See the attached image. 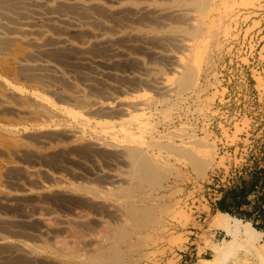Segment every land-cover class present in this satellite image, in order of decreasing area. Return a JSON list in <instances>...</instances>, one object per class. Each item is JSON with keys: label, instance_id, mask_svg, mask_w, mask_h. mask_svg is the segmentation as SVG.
Returning a JSON list of instances; mask_svg holds the SVG:
<instances>
[{"label": "bare ground", "instance_id": "bare-ground-1", "mask_svg": "<svg viewBox=\"0 0 264 264\" xmlns=\"http://www.w3.org/2000/svg\"><path fill=\"white\" fill-rule=\"evenodd\" d=\"M212 1L0 0V264H133L145 246L142 232L155 231L158 214L173 206L157 205L146 186L163 189L175 162L197 174L211 167L213 145L196 130L161 134L157 119H169L176 105L161 108L157 97L196 91ZM130 46L165 61V72L131 55ZM99 49L104 58L94 55ZM69 56L91 69L84 86L56 61ZM131 60L142 72L126 85L110 83L121 76L116 65ZM98 85L108 94L100 101L92 96ZM116 87L131 96L119 101ZM52 117L66 128L50 129ZM31 128L36 138L19 137ZM55 153L103 156L108 169L75 170L67 180L48 169Z\"/></svg>", "mask_w": 264, "mask_h": 264}, {"label": "rangeland", "instance_id": "rangeland-1", "mask_svg": "<svg viewBox=\"0 0 264 264\" xmlns=\"http://www.w3.org/2000/svg\"><path fill=\"white\" fill-rule=\"evenodd\" d=\"M209 24L211 31L209 30ZM262 29L264 30V0H213L208 7L207 19L202 29V34L206 31L203 35L206 38L208 37V39L211 37V39L206 44V39L203 36L202 38L205 41H202V38L200 41L204 42L203 44L201 43L202 60L200 58L201 61L199 62L202 71L197 80L198 85L196 91L194 93L183 94L184 96L179 98L157 97V100L162 102L160 104L161 108L168 103L170 105H176L171 110L169 119H163L161 117L157 119L160 123L158 130L161 134L168 133L170 130L183 128L184 126L191 127L192 130H196L195 133L199 138L206 139L207 144L210 143V146L213 145L212 161L211 167L203 170L200 174H197L193 169L181 163L179 164V162H175V170L173 171L175 175H170L163 182V189L153 191L146 186L147 193H152L155 197H158L157 201H155L157 205L162 207L167 206V208L173 206L167 213L158 214L161 222L158 223L160 226H157L159 230L157 228L155 231L149 230V232H142L140 239L145 241V246L142 247L138 254H132L130 259H132L131 262L133 264H195L199 260L201 246H204L202 250L203 256L201 257L207 259L210 264H243L250 261L263 264L264 256L261 255L262 251L260 247L264 246V238L262 244L258 246V249L247 245L244 241H238L235 244L237 247L234 249L235 252L232 255L223 261L216 262L218 251L226 248V243L230 240V237L222 228L212 226L211 223L213 216L220 212L218 209L227 191L237 185V182L245 174L250 175L254 173L253 171L242 175H234L232 173L227 174L223 169L218 171L217 168L223 165L224 160L223 158L219 159L218 147L221 144L219 146L218 144L225 142L224 144L228 148L233 145L235 146L239 141L240 135L244 132V127L250 125L251 135L260 145L263 143L262 146H264V48L261 51L259 59L257 53H259L262 44L255 51V61L254 59L246 60V62L243 61L244 66L241 63L246 76L244 86L237 85V59H233L230 62L231 55L246 56V53L240 49L243 41L246 42L245 49L248 48L247 53H249V42L252 39L256 41L257 46ZM207 32L209 35H207ZM228 44L229 47L227 48ZM147 46L152 48L157 45L149 43ZM232 46V50L229 51L228 49ZM251 48L254 50V47ZM138 49L130 46L129 53L131 55L136 54V56H141L142 58H138L144 60L147 66L150 64L149 67H159L165 72L167 69L165 61L159 60L150 51H140ZM203 50L205 53H203ZM237 50H239V53ZM94 53V55L104 58V51L99 49ZM223 59L226 60V65L222 63ZM56 61L64 71L70 73L73 81L76 80V83L82 86L86 84L83 80H85V77H89L92 72L91 69L78 64L72 56L66 59H57ZM119 64L116 66L120 67L116 68H118L119 71H117L121 76L115 78L110 77L111 79L108 80L110 83L113 81L116 86H120L119 84L126 85L125 82H128V76L142 72L138 67V62L135 60L123 61ZM100 69L103 68L100 67ZM231 70L233 72L230 73ZM215 71L218 72L216 76H219L220 73L222 76L211 77ZM206 75L210 76L206 77ZM22 82L24 83V81ZM228 85L230 86L229 88H227ZM26 86L29 93H32L33 88L29 89V85ZM225 89H228L231 95L230 106H226L225 101H221L225 95L224 93L227 92ZM120 92V89L117 87L112 91L115 98L119 95V101L124 100L125 97L129 98L131 96L130 94H132L131 91L129 94ZM92 96H96L97 100L100 101L108 96V94H105L102 87L98 85L93 91ZM120 96L123 97L121 98ZM57 102L63 105L62 102ZM152 110L155 112V108ZM231 120L235 121L236 124L233 123L234 129H232V133L229 135L227 130L223 129L222 124L226 127ZM66 121L69 122L68 119ZM55 122H57L55 117L49 120L50 129L55 130L57 127L66 128L67 126L63 124L56 127ZM18 133L19 137L23 139L24 135L27 134L25 136L27 139V136L36 138L39 131L38 129L32 130L31 128L26 133L23 130H19ZM88 141V138L86 140L81 138L76 139V142ZM33 144L37 145L35 139L33 140ZM263 153L262 148L261 161L264 163ZM52 158V162L48 165L51 173L53 171L52 174H60L71 181L73 178L70 172H74L75 170L78 173L81 171V173L88 175L96 167L108 169L105 167V163L108 161L103 156L99 157L97 162L87 159L88 157L77 158L80 160H71L68 156L58 153H55ZM169 161L174 162V159L171 158ZM216 171L218 172L215 173ZM257 171L264 172V170ZM60 208L58 214L65 215L67 213V206L62 205ZM213 210L215 211L213 212ZM16 212L18 219H20L24 215L25 209L21 205L16 208ZM172 213L175 215L173 214V216ZM257 251L259 252L257 253ZM205 262L202 261L201 264H206Z\"/></svg>", "mask_w": 264, "mask_h": 264}, {"label": "crops", "instance_id": "crops-1", "mask_svg": "<svg viewBox=\"0 0 264 264\" xmlns=\"http://www.w3.org/2000/svg\"><path fill=\"white\" fill-rule=\"evenodd\" d=\"M220 207L229 213H223L218 209L220 212L213 216L211 223L212 226L222 228L230 240L226 243V248L218 251L216 262L232 255L238 241H244L247 245L258 249L264 238V172L255 170L250 175L245 174L237 185L227 191ZM203 248L204 246L200 247V257L195 264H201L202 261L210 264L207 259L201 257ZM260 248L264 252V246ZM262 252L261 255L264 256ZM255 262L243 264H257ZM262 263L264 264V259Z\"/></svg>", "mask_w": 264, "mask_h": 264}, {"label": "built area", "instance_id": "built-area-1", "mask_svg": "<svg viewBox=\"0 0 264 264\" xmlns=\"http://www.w3.org/2000/svg\"><path fill=\"white\" fill-rule=\"evenodd\" d=\"M260 44H262V45H261V49H260L259 53H257L258 59L260 58L261 51L264 48V30L263 29L261 31V34L259 35L257 46H256V41H254L253 39L251 40V42H249V45H250L249 53H247L248 48L245 49L246 42L243 41L240 49L246 53V56L231 55L232 57L230 59V62H232L233 59H237V61H238L237 66H236L237 85L242 86L243 84H245L244 80H246V78H245L246 76L244 73V67H242L241 63L244 66L243 61L246 62V60H250V59L251 60L254 59V61H255V56H256L255 51L258 49ZM228 47H229V44L227 45V48ZM251 47H254V50H252ZM232 48H233V46L230 47L228 50L231 51ZM237 52L239 53V50H237ZM225 61L226 60L223 59L222 63H224L226 65ZM231 64H233V63H231ZM231 72H233V70H231L230 73ZM210 75H206V77H208ZM216 75H218L217 71H215V73H213L211 75V77L222 76L221 73L219 76H216ZM229 87L230 86L228 85L227 88H229ZM225 90L227 92L224 93L225 95H224L223 99H221V101L222 102L225 101V105L230 106L231 105V102H230L231 101V95H230V92L228 91V89H225ZM225 99H227V100H225ZM221 101H220V103L222 104ZM233 123L236 124L235 121L231 120L226 127L224 124H222L223 129H226L229 135H230V133H232V129H234ZM224 143L221 142L218 144V146L221 144V146L218 147L219 159H221V158L224 159L223 165L221 167L217 168L218 171L223 169L227 174L232 173L234 175H242L245 173L253 172L255 170H264V163L261 161V156H262L261 149L263 148V151H264V146H262L263 143L260 145L257 142V140L251 135L250 125L244 127V132L240 135L239 141L236 143L235 146L233 145V146H230L228 148L225 146ZM232 147H233V149H231ZM263 156H264V153H263ZM218 171H216L215 173H217Z\"/></svg>", "mask_w": 264, "mask_h": 264}, {"label": "trees", "instance_id": "trees-1", "mask_svg": "<svg viewBox=\"0 0 264 264\" xmlns=\"http://www.w3.org/2000/svg\"><path fill=\"white\" fill-rule=\"evenodd\" d=\"M219 210L223 213H229L228 211L224 210V208L222 209V207H220Z\"/></svg>", "mask_w": 264, "mask_h": 264}]
</instances>
